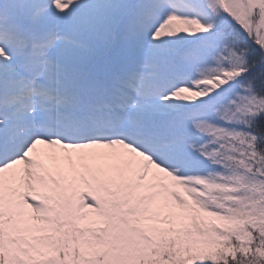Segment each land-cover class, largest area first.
Segmentation results:
<instances>
[{"label": "snow or ice", "instance_id": "6c2138e0", "mask_svg": "<svg viewBox=\"0 0 264 264\" xmlns=\"http://www.w3.org/2000/svg\"><path fill=\"white\" fill-rule=\"evenodd\" d=\"M0 264H264V0H0Z\"/></svg>", "mask_w": 264, "mask_h": 264}]
</instances>
